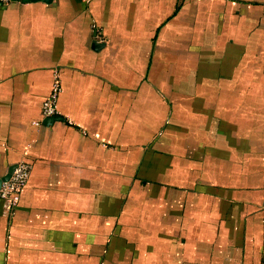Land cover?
<instances>
[{
	"label": "crops",
	"instance_id": "crops-1",
	"mask_svg": "<svg viewBox=\"0 0 264 264\" xmlns=\"http://www.w3.org/2000/svg\"><path fill=\"white\" fill-rule=\"evenodd\" d=\"M21 161L0 264H264V0L0 3Z\"/></svg>",
	"mask_w": 264,
	"mask_h": 264
},
{
	"label": "built area",
	"instance_id": "built-area-1",
	"mask_svg": "<svg viewBox=\"0 0 264 264\" xmlns=\"http://www.w3.org/2000/svg\"><path fill=\"white\" fill-rule=\"evenodd\" d=\"M11 0H0V3L7 4ZM60 91V85L56 81L52 92L46 97L43 104L44 117H54L57 114L56 101ZM31 172V164L26 161H21L16 165L13 173L7 180L0 184V200L4 201V205L8 210L15 207L18 194L22 187L26 184Z\"/></svg>",
	"mask_w": 264,
	"mask_h": 264
},
{
	"label": "water",
	"instance_id": "water-1",
	"mask_svg": "<svg viewBox=\"0 0 264 264\" xmlns=\"http://www.w3.org/2000/svg\"><path fill=\"white\" fill-rule=\"evenodd\" d=\"M13 1H16V0H13ZM22 1H30V0H22ZM15 167H16V165L10 169L9 173L3 178V180H7L10 177V175L13 172Z\"/></svg>",
	"mask_w": 264,
	"mask_h": 264
}]
</instances>
